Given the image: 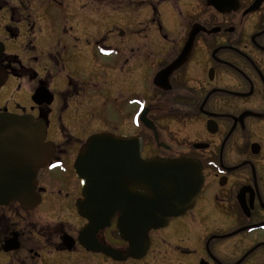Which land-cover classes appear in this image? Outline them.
I'll return each mask as SVG.
<instances>
[{
	"label": "flooded vegetation",
	"instance_id": "1",
	"mask_svg": "<svg viewBox=\"0 0 264 264\" xmlns=\"http://www.w3.org/2000/svg\"><path fill=\"white\" fill-rule=\"evenodd\" d=\"M54 1L58 25L46 31L27 30L21 12L36 14L31 6H0V65L7 81L29 84L24 102L0 105V114L33 118L55 146L37 172L35 203L0 205V264H264V0H217L221 8L190 0V15L174 10L175 36L160 11L167 0H141L152 3L145 33L126 8L135 0ZM113 4L124 12L103 10ZM196 24L205 29L189 57L158 82ZM14 45L26 55L8 53ZM45 63L69 73L63 89ZM101 132L141 137L143 159L188 158L202 167L195 201L151 229L139 256L126 255L121 211L95 229L80 210L106 203L102 186H85L76 169L83 146ZM57 163L65 168H49Z\"/></svg>",
	"mask_w": 264,
	"mask_h": 264
},
{
	"label": "water",
	"instance_id": "2",
	"mask_svg": "<svg viewBox=\"0 0 264 264\" xmlns=\"http://www.w3.org/2000/svg\"><path fill=\"white\" fill-rule=\"evenodd\" d=\"M208 3L221 8L217 0H208ZM201 29L205 28L194 25L181 55L158 75V82L168 79L172 71L186 61ZM3 52L1 44L0 58ZM7 78L0 65V88ZM142 148L141 137L127 138L102 132L89 138L76 162L85 186L95 182L106 194L103 207L81 206V212L91 218L92 226L97 229L109 225L115 212L121 211L119 233L130 243L126 255L133 256H139L147 249L149 231L163 227L171 215L186 210L203 186L202 167L198 161L161 157L143 159ZM54 152V144L46 142L45 125H37L28 116L1 113L0 205L14 200L24 206L35 203L38 199L35 193L37 172L48 165ZM124 180L134 183L133 187L124 186ZM137 188L145 193L138 194ZM122 194L127 198L123 199ZM107 250L114 255L111 248Z\"/></svg>",
	"mask_w": 264,
	"mask_h": 264
},
{
	"label": "rangeland",
	"instance_id": "3",
	"mask_svg": "<svg viewBox=\"0 0 264 264\" xmlns=\"http://www.w3.org/2000/svg\"><path fill=\"white\" fill-rule=\"evenodd\" d=\"M153 1L158 2L160 0H153ZM176 3L177 2H175L174 0H167L165 4L161 6V10H160L162 13L163 21L165 25H167L172 30L173 36L177 34V29H178V26H176L172 22L174 10L175 9L176 10L181 9L184 11L187 10L188 15H190L189 11H190V6H191L190 0H181L180 3L178 4ZM15 4L17 6L18 5L31 6L32 8L36 10V14L35 13L31 14L29 12H21L22 16L25 17L27 20V26H28L27 30L29 32H31L33 29L35 31H39L40 29L46 31L47 26H49L52 23L58 25L57 22L54 23L53 18H55V16L60 14V11L58 10L60 8V4L58 2H55L54 0H0V6L7 5L9 9H10V6L15 5ZM151 5L152 3L150 1L143 2L141 0H135L133 4L127 3L126 8H131L138 14L139 18L135 16V20H138L139 24L141 25V22H145L147 21V19L150 20V16H147V15H151V8H150ZM91 8L94 10H98L97 7H93L90 5L87 6L88 10ZM124 9L125 7L119 8L118 6H114V4L110 5V7L103 8L105 12L116 11L117 13H119V10L124 12ZM32 25H34V28L31 27ZM140 25L138 26L140 27V31H142V33H145L146 30H148V27L146 25L144 26L142 25L140 26ZM143 36L144 35L141 34V40ZM88 38L90 40V37L85 36V38H83V41L85 42V39L87 41ZM66 39L67 37L63 38V40H66ZM45 41H46L45 38L41 36L40 51H43L45 47ZM13 52L20 53L22 56L26 55L25 50H23L18 45L10 46V50L8 53H13ZM44 65L48 66V71L50 75L54 76V87L56 89H63L68 83L69 73L67 74L59 73L58 69L55 66L47 65L46 63ZM44 65L40 64V66H42L43 68L45 67ZM34 66L36 67V65ZM43 68L42 69L38 68V69H39L40 75L42 77H45L47 72H44ZM28 87H29V84H28L27 79H20L16 76H10L7 83L0 89V105L13 108V107H16L18 104L24 102ZM62 167L65 168V166H62L61 163H57L49 168L54 170V169H60Z\"/></svg>",
	"mask_w": 264,
	"mask_h": 264
}]
</instances>
